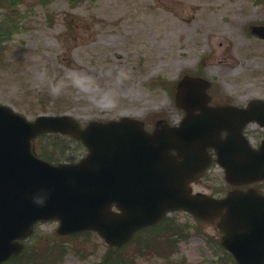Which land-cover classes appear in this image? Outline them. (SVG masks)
Returning a JSON list of instances; mask_svg holds the SVG:
<instances>
[{"label":"rangeland","instance_id":"rangeland-1","mask_svg":"<svg viewBox=\"0 0 264 264\" xmlns=\"http://www.w3.org/2000/svg\"><path fill=\"white\" fill-rule=\"evenodd\" d=\"M0 18L17 22L0 42V103L28 118L65 112L82 124L121 116L148 129L158 118L177 124L184 112L174 86L184 74L208 79L213 103L264 97V39L249 28L264 23V0H15L0 7ZM251 128L253 136L263 133ZM70 145L68 158L86 153L81 143ZM192 186L216 196L232 187L215 165ZM173 215L189 231L179 250L137 256L135 264H210L221 235L216 222ZM57 224L38 223L26 244L40 251L61 243L64 255L47 264L100 263L107 245L98 234L59 236Z\"/></svg>","mask_w":264,"mask_h":264},{"label":"water","instance_id":"water-1","mask_svg":"<svg viewBox=\"0 0 264 264\" xmlns=\"http://www.w3.org/2000/svg\"><path fill=\"white\" fill-rule=\"evenodd\" d=\"M251 32L264 37V26ZM208 86L183 75L175 91L183 119L179 125L159 119L150 132L127 116L81 126L67 113L29 120L0 103V262L23 250L20 240L38 220L57 219L60 234L95 230L119 247L167 211L182 209L201 221L218 218L221 244L238 264H264V194L248 188L214 197L189 185L208 165V147L230 184L264 179V139L253 148L241 133L250 120L264 126V98L245 107L210 106ZM45 132L71 135L88 152L77 162L42 159L31 141Z\"/></svg>","mask_w":264,"mask_h":264},{"label":"trees","instance_id":"trees-1","mask_svg":"<svg viewBox=\"0 0 264 264\" xmlns=\"http://www.w3.org/2000/svg\"><path fill=\"white\" fill-rule=\"evenodd\" d=\"M14 2L15 0H0V7H10L11 3ZM0 24H3V27L0 26V42L8 39L12 33L17 31V22L12 18H0ZM35 140L38 141L37 144L34 142L35 150L41 157L53 162L74 160V158H68L66 155V151L71 148L70 143L74 139L65 135L51 133L43 134ZM184 236H186L184 225L174 216L166 217L160 224L143 229L137 234L134 239L135 248L133 256L149 253L161 256L170 255L178 248V240ZM214 252L215 255L211 259V264H235L228 253L219 254L217 250ZM34 254H37L36 251L29 246L25 258L20 257L12 260V262H14L13 264L46 263V260L36 259ZM12 262L7 264H11ZM102 262L107 264H131L133 263V258L122 256L119 250L109 249L103 257Z\"/></svg>","mask_w":264,"mask_h":264},{"label":"clouds","instance_id":"clouds-1","mask_svg":"<svg viewBox=\"0 0 264 264\" xmlns=\"http://www.w3.org/2000/svg\"><path fill=\"white\" fill-rule=\"evenodd\" d=\"M41 75H43V74H41ZM69 75H71V73H69ZM51 90H52V92L54 94H59V91H60L59 86H53ZM37 202L38 203H42L43 200L42 199H38Z\"/></svg>","mask_w":264,"mask_h":264},{"label":"flooded vegetation","instance_id":"flooded-vegetation-1","mask_svg":"<svg viewBox=\"0 0 264 264\" xmlns=\"http://www.w3.org/2000/svg\"><path fill=\"white\" fill-rule=\"evenodd\" d=\"M209 153H210L212 156L214 155V151H213V150H210ZM242 187L244 188L245 186H242Z\"/></svg>","mask_w":264,"mask_h":264}]
</instances>
